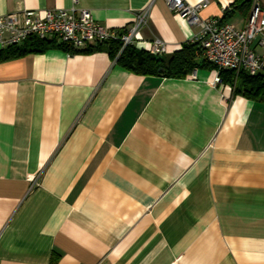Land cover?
<instances>
[{"label": "crops", "instance_id": "crops-1", "mask_svg": "<svg viewBox=\"0 0 264 264\" xmlns=\"http://www.w3.org/2000/svg\"><path fill=\"white\" fill-rule=\"evenodd\" d=\"M184 1L203 19L235 2ZM72 8L120 32L148 10L134 47L159 38L167 59L199 33L165 0H0ZM30 40L0 62V264H264V95L213 85L210 65L141 76L105 43Z\"/></svg>", "mask_w": 264, "mask_h": 264}, {"label": "built area", "instance_id": "built-area-1", "mask_svg": "<svg viewBox=\"0 0 264 264\" xmlns=\"http://www.w3.org/2000/svg\"><path fill=\"white\" fill-rule=\"evenodd\" d=\"M165 2L189 25L199 28L191 43L198 44L202 59L217 69L213 85L223 83L222 70L264 79V9L258 0H253L248 20L240 30L218 18L203 19L200 13L207 7V1L197 4L184 0ZM147 24L148 10L137 13L133 24L122 32L97 23L86 9L48 10L42 14L24 10L0 16V47L18 46L30 39L56 38L72 52L91 43L104 44L115 40L122 43L123 50L135 45L139 30ZM147 52L163 56L167 47L161 39L155 38Z\"/></svg>", "mask_w": 264, "mask_h": 264}, {"label": "trees", "instance_id": "trees-1", "mask_svg": "<svg viewBox=\"0 0 264 264\" xmlns=\"http://www.w3.org/2000/svg\"><path fill=\"white\" fill-rule=\"evenodd\" d=\"M253 0H235V2L225 11L221 20L225 23L235 15H247L251 10ZM33 45L43 51L45 42L40 40L29 41L26 47ZM111 58L119 65L127 68L131 72L141 76H159L163 78H181L187 75L188 71L197 66L211 65L202 59L200 55V46L198 44L188 43L180 51L175 52L170 58L163 56H154L147 51L137 50L134 46H129L122 50V43L115 40L105 43ZM65 47V46H64ZM66 50L67 47H65ZM34 51V50H30ZM27 48L11 46L0 51V62L21 57L27 54ZM197 53V54H196ZM224 82L229 84L236 83L235 93L247 98L254 99L264 95V79L262 77H250L247 74H236L233 71L222 70L220 73Z\"/></svg>", "mask_w": 264, "mask_h": 264}, {"label": "rangeland", "instance_id": "rangeland-1", "mask_svg": "<svg viewBox=\"0 0 264 264\" xmlns=\"http://www.w3.org/2000/svg\"><path fill=\"white\" fill-rule=\"evenodd\" d=\"M240 25V24H239ZM244 26V25H243ZM236 29H242V25L241 26H238L237 24L234 26Z\"/></svg>", "mask_w": 264, "mask_h": 264}]
</instances>
